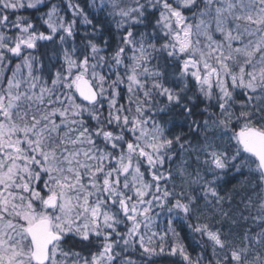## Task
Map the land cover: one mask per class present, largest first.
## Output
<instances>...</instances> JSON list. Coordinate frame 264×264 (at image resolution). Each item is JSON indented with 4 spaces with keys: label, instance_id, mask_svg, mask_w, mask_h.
<instances>
[{
    "label": "snow or ice",
    "instance_id": "snow-or-ice-1",
    "mask_svg": "<svg viewBox=\"0 0 264 264\" xmlns=\"http://www.w3.org/2000/svg\"><path fill=\"white\" fill-rule=\"evenodd\" d=\"M161 256L264 264V0H0V264Z\"/></svg>",
    "mask_w": 264,
    "mask_h": 264
},
{
    "label": "trees",
    "instance_id": "trees-1",
    "mask_svg": "<svg viewBox=\"0 0 264 264\" xmlns=\"http://www.w3.org/2000/svg\"><path fill=\"white\" fill-rule=\"evenodd\" d=\"M79 2L82 5H86L88 0H79ZM43 11H46V9L42 8L41 12L40 13H36L35 15L38 17L40 14H42ZM33 12H34V10H28L27 14H32ZM197 103H199V101H197ZM177 123H180V121H177ZM240 179L243 181L244 177H241ZM235 183H236L235 181H232V183L226 184L225 188L232 189L233 188V184H235ZM249 191H250V189L247 188L246 186L237 185L236 188L232 191V197H233L232 202H233V205L237 204L239 202V200L241 199V197L246 195ZM226 206H228V205L226 204L225 207ZM233 211H235V209H233ZM166 222H167V219H166ZM226 223H227V220H224L223 221V225L225 224V226H226ZM228 228H230V227H228ZM181 235L187 237L185 239V243L188 246V250L192 253L193 256H195L199 252L200 249H199V245L196 242V240L193 239V234H191L190 231L187 228H185L182 231ZM155 259H156L157 264H171V262H172V260L174 258L167 257V256H161V257H158V258H155Z\"/></svg>",
    "mask_w": 264,
    "mask_h": 264
},
{
    "label": "rangeland",
    "instance_id": "rangeland-1",
    "mask_svg": "<svg viewBox=\"0 0 264 264\" xmlns=\"http://www.w3.org/2000/svg\"><path fill=\"white\" fill-rule=\"evenodd\" d=\"M228 206H226L225 208H227ZM168 218L167 213L162 212L160 214V216L158 217V223H159V227L162 230L165 226H166V219ZM232 225H230L229 221L227 220L226 226L225 224L223 225V221L221 223L216 224V227H220L222 229H227L228 227H231Z\"/></svg>",
    "mask_w": 264,
    "mask_h": 264
}]
</instances>
